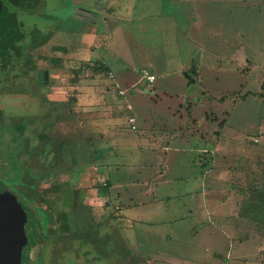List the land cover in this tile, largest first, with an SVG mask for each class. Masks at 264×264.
<instances>
[{"label": "rangeland", "instance_id": "1", "mask_svg": "<svg viewBox=\"0 0 264 264\" xmlns=\"http://www.w3.org/2000/svg\"><path fill=\"white\" fill-rule=\"evenodd\" d=\"M128 1L26 0L14 10L15 38L0 49V201L23 213L13 264H264V0H135L127 12ZM198 54L192 82L184 72ZM109 73L128 91L135 130ZM165 96L178 105L156 110ZM93 105L152 149L130 150L137 162L112 172L124 183L109 211L104 172L76 193L46 183L87 184L77 162L35 181L63 163L58 142L81 131ZM82 189L88 206L98 192L103 218L76 237Z\"/></svg>", "mask_w": 264, "mask_h": 264}, {"label": "crops", "instance_id": "2", "mask_svg": "<svg viewBox=\"0 0 264 264\" xmlns=\"http://www.w3.org/2000/svg\"><path fill=\"white\" fill-rule=\"evenodd\" d=\"M180 1H187V0H175V2H180ZM133 3H135V0H129L127 2V4H126L127 8L125 9L127 12L133 11V6H132ZM84 13H86V12H84ZM86 14H88V15H87V17L85 16L84 18L89 19V20L92 19L93 21H97V19L99 18V15L95 14V13H86ZM95 41H96V39L94 38L93 44L95 43ZM113 77H114L115 82L118 84L119 88L123 90V92H124L123 95H125L124 97L126 98V100H128V102H126V108L128 109L129 115L127 117L126 124L129 123L128 125L129 126L131 125L129 122V118L132 117V118H134V124L136 127L137 124H136L135 111H134V107H133V102H130L128 97H127L128 91L121 84L120 80L116 79L114 75H113ZM155 79L156 78H154V80ZM192 82H194V81H192ZM155 92H159V91L155 90L152 93H155ZM166 97H168V96L163 97L164 99L160 100L159 102H154L153 107L156 110L161 111V110H164L166 108H173L175 105H178V102H177V104H176V102H174V104L171 105V102L169 99L170 97H168V98H166ZM73 103L77 107L81 106V102H73ZM120 104L122 106L121 102H120ZM105 105L106 106H102V107L107 108L108 105L106 102H105ZM95 108L96 107L94 105L90 107L91 110L89 109L90 113L88 114V117L86 118V120H84L85 118L84 119L78 118L79 120H84L85 122L84 121H81V122H84L86 124L83 126L79 125V127L81 128V131L79 133L71 136L69 138V140L62 137L60 139L59 143L57 144L56 150H55L56 155L58 156L60 148L62 149L61 145L63 147H66V149H68V153L67 152H66V154L63 153V156L65 157L63 163L59 162L55 166V171H56L55 176L57 175V173L58 174H65L66 173V170H63V169H65L64 166L66 163L72 166L73 163L77 162V163H80V165H84L86 167V170L88 171L89 177L87 176V178H86L85 176H83V178H82V180L86 181L87 184L86 183H80V184L78 183V185L72 186V183L70 180H67V181L62 180V181L54 183V181L52 179H48L47 183H46V184H48L49 187L55 189V194H58L59 190H61L62 187H65V186L68 188H71L72 193L74 190H75L74 192L76 193V191L79 190L80 186L84 185L82 187L88 188L91 185V182L89 180H92V177L95 178L96 175H98L95 172H97V173L104 172V174H102V175L100 174V177L102 178V176H103V178L105 180L103 185H105L106 188H108V189H104L103 192L101 193V196L98 194V192L95 193V195H93V196H95V197H93V199H95V200H92V202H94L93 204H90V206H88V205L84 204L82 201L80 202L81 198L86 197V199H87L88 197L90 198L92 196L91 195L92 192H90V190L87 191V189H82L83 191L80 192V194H78L77 196L72 195L75 199V200L73 199V201H74L75 205H77L76 211L78 210V215H79V216L78 215L73 216L72 218H73L75 224L78 226H81L78 224V221L81 218H83L82 220L86 224L82 231H79V232L73 231V232H76L77 234L84 233L87 230L90 231L89 228H91L92 224H95V223L102 220L103 208H101V206L105 200L107 201V204H108V206H107L108 211H109V208L112 207V204L115 203L114 201H115L116 197L118 196L116 193H118V192H116L114 190V188L121 187V185L118 182L124 183V181H122V180H124V178L121 175H119L118 173L114 174L112 172H119L120 169H125V168H128L127 170H129L131 165L134 163V160L138 156V155L137 156L131 155L130 157L125 158L126 155H129L130 153H132L130 150H133L134 148H139L137 150L140 152L139 155H142L143 153L146 154L148 152H149V154L152 153V151H151L152 149L148 150V148H143L140 146L137 147L135 145V142H134V137L133 138L126 137L123 133V130H125V129L121 128V126L117 124L115 117H111L110 115H108V113L105 110L102 112H98V110H94ZM87 124H88V127H87ZM60 158H62V157H60ZM136 162H137V159H136ZM62 165H64V166L61 167ZM69 167L70 166L67 165L66 169L69 170ZM50 170L51 169L49 167L45 166L43 168V170L41 169V172L39 173V177H37L35 179V181H38V180L43 181L44 180L43 177L44 176L46 177L48 175V171H50ZM127 180H128V185H133V183L135 181H137L136 179H130V177H128ZM128 192H129V194L132 195V193L130 191H128ZM96 194L100 197H103L104 201L99 199V197ZM92 205H96L98 207L100 206L101 209L96 208V210H100V211H98L100 213L99 215H93L92 214V210H93ZM147 207H145V208H147ZM104 211H107V210L104 209ZM68 214L69 213L67 212V215ZM139 215L141 216L142 214H139ZM95 216H97V217H95ZM142 217H144V215ZM81 224H83V223H81ZM67 225H68V223H67ZM69 230H70V232H72L70 226H69ZM94 236H95V239H97L98 235H97V232H95V231H94ZM101 245H103V242L101 243ZM97 249H101V248L99 246H97Z\"/></svg>", "mask_w": 264, "mask_h": 264}, {"label": "water", "instance_id": "3", "mask_svg": "<svg viewBox=\"0 0 264 264\" xmlns=\"http://www.w3.org/2000/svg\"><path fill=\"white\" fill-rule=\"evenodd\" d=\"M88 14L81 12L78 17H87ZM91 17V16H90ZM89 17V18H90ZM199 54L191 59L190 66L185 70L184 74L190 81H194L196 74V64ZM43 78H47L46 72H39V82L43 81ZM14 202H2L0 201V264H13L12 253L15 254V242H18L22 233L19 230V224L23 213L21 210L13 204ZM17 250V245H16ZM9 255V256H8ZM11 255V257H10ZM14 259V258H13Z\"/></svg>", "mask_w": 264, "mask_h": 264}, {"label": "flooded vegetation", "instance_id": "4", "mask_svg": "<svg viewBox=\"0 0 264 264\" xmlns=\"http://www.w3.org/2000/svg\"><path fill=\"white\" fill-rule=\"evenodd\" d=\"M24 1L26 0H0V49L6 47V41L15 38L16 25L14 10L18 4ZM29 1L32 0H27V2Z\"/></svg>", "mask_w": 264, "mask_h": 264}, {"label": "trees", "instance_id": "5", "mask_svg": "<svg viewBox=\"0 0 264 264\" xmlns=\"http://www.w3.org/2000/svg\"><path fill=\"white\" fill-rule=\"evenodd\" d=\"M37 32H38V30H37ZM37 32L36 31H33V35L34 36H37ZM39 33V32H38ZM48 38V36L45 38V39H47ZM28 62H29V59H26V61L24 62V66L25 67H27L28 66ZM31 66V65H30ZM103 67V65H100L99 66V69H101ZM104 70H105V68H104ZM114 78V77H113ZM109 86H110V89L112 90V89H115V91H114V93L115 94H117V95H119V96H121V95H123V94H121L119 91V88H117V87H115V85L113 84V83H111V84H109ZM264 86V83L262 84V87ZM121 94V95H120ZM131 126V125H130ZM131 129H132V127H131ZM134 129H136V127L134 128ZM45 139H49L48 137L46 138L45 137ZM59 143V142H58ZM55 150H56V148H55ZM54 150V151H55ZM51 170L50 171H48V173L50 174V173H53V172H55L56 173V171H55V167L52 169L51 167H49ZM49 170V169H48ZM72 234H74V235H76L77 233L76 232H71ZM94 235V234H93ZM92 235V236H93ZM76 237H77V235H76ZM93 238L95 239V236H93ZM82 244H86V242H83ZM98 250V249H97ZM90 253V250H87L86 252H85V254H89Z\"/></svg>", "mask_w": 264, "mask_h": 264}, {"label": "built area", "instance_id": "6", "mask_svg": "<svg viewBox=\"0 0 264 264\" xmlns=\"http://www.w3.org/2000/svg\"><path fill=\"white\" fill-rule=\"evenodd\" d=\"M142 76L145 77L149 82H152L154 80V78H155V76L152 74V72L149 71V70H146V69L143 70V75ZM109 78H111V81L115 85V87L119 88L118 84L115 82V80L113 78V74L112 73H109ZM119 90H120L119 92L121 94L124 93L122 89L119 88ZM129 122L131 124L132 129H134L135 128L134 118H132V117L129 118ZM255 141L257 142L256 139H255Z\"/></svg>", "mask_w": 264, "mask_h": 264}, {"label": "bare ground", "instance_id": "7", "mask_svg": "<svg viewBox=\"0 0 264 264\" xmlns=\"http://www.w3.org/2000/svg\"><path fill=\"white\" fill-rule=\"evenodd\" d=\"M23 84H24V83H23ZM33 224H34V223H33ZM37 226H38V225H37ZM25 230H26V229H25ZM39 230H41V229H39ZM39 230H38V231H39ZM27 259H28V258H27Z\"/></svg>", "mask_w": 264, "mask_h": 264}]
</instances>
